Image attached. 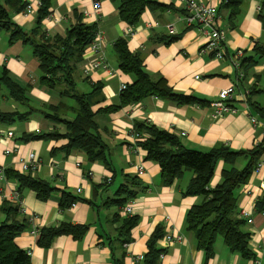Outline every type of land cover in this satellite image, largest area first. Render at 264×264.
<instances>
[{"label": "crops", "instance_id": "1", "mask_svg": "<svg viewBox=\"0 0 264 264\" xmlns=\"http://www.w3.org/2000/svg\"><path fill=\"white\" fill-rule=\"evenodd\" d=\"M153 1L167 8L146 9L132 34L129 33L131 27L121 20L117 5L109 0L98 1V11L93 9L94 0H49L50 19L42 23V31L51 38L65 36L68 28L79 21L97 25L102 39L100 50L115 75L109 76L101 70L85 75L83 67L93 57L86 53L74 72L79 92L90 93L92 84L101 86L98 98L102 101L93 107L95 113L118 104L122 84L130 85L134 81L133 76L119 69L114 52L119 39H126L129 50L142 57L144 68L153 80L163 79L174 93L194 96L206 103L205 106L179 105L147 97L109 115L98 113L95 117L97 132L107 146L108 167L103 162H90L81 150L67 153L64 148L67 139H30L52 132L66 133L64 124L54 123L39 112L45 105H58L61 97L56 90L40 84L39 62L33 47L17 38L11 40L9 32L0 31V75L6 71L15 83L28 88L29 99V103L23 105L12 98L6 87L0 86V114H25L29 108L34 110L27 119L0 120V208L12 204L13 194L18 189V183L8 180L4 170L30 174L54 189L46 201L40 200L33 190H22L21 206L25 214L20 213L16 219L25 222L26 228L15 239V244L29 254L31 264H142L138 258L147 253V243L159 227L164 235L158 245L167 248L160 264H255V261L264 264V214L255 211L256 201L264 192V168L236 191L237 217H241L243 210L252 215L253 223L245 224L244 229L251 234L249 246L253 258L232 252L219 237L213 258L206 261L185 224L189 209L202 202L200 197L183 194L194 173L185 171L172 185H164L160 166L146 160V152L136 145L133 135L136 123L151 124L177 136L184 147L204 153L218 146L249 152L264 143L261 128L253 126L249 118L251 112L257 119L264 120L254 110L255 106L264 109V18L260 11L264 0H244L232 21L229 11L221 9L222 0H199L217 8L218 26L226 31L228 53L243 52L246 65L241 81L230 60L218 61L210 52L201 54L204 38L197 28L188 27L181 19L183 4L177 0ZM35 19V16L26 17L23 12L13 15V21L27 34L35 28ZM232 85H236L233 104L239 113L212 120L208 104L217 99L221 90ZM64 101L75 106L72 99ZM66 115L70 120L74 118L71 111ZM8 132L13 133L12 138L7 137ZM7 150L11 152L7 154ZM30 153L40 162L34 173L24 172L21 167ZM248 161L249 158L240 157L236 168L242 169ZM261 161L264 162V154ZM224 167V161H219L211 188L221 183ZM139 168H143L142 175L138 173ZM131 179L139 183L134 187L137 195L121 206L116 200L124 197H120L121 188L131 189ZM64 193L77 198L74 207H62ZM127 206H132V217H136L138 223L130 232V243L124 247L119 229L129 217L124 212ZM5 218L4 214L0 215V219ZM63 223L85 225L88 230L79 240L59 236L48 248L41 247L39 238L31 234L35 228L41 230ZM167 234L182 235L184 239L167 247L163 241Z\"/></svg>", "mask_w": 264, "mask_h": 264}, {"label": "trees", "instance_id": "2", "mask_svg": "<svg viewBox=\"0 0 264 264\" xmlns=\"http://www.w3.org/2000/svg\"><path fill=\"white\" fill-rule=\"evenodd\" d=\"M109 1L117 5L121 20L131 28L137 26L146 9L155 11L167 8L153 0ZM243 2L244 0H222L221 9L229 11V20L232 21L239 14ZM40 3L41 6L35 19V28L30 34H27L13 21V15L22 13L29 2L26 0H0V31L9 32L11 40L17 38L24 44L33 47V54L39 62L40 84L47 89L56 90L61 97V102L58 105H45L39 112H42L45 118L54 123L64 124L66 133L52 132L44 136H32L30 139H67L68 143L64 147L67 153L72 150H81L87 155L90 162H103L108 167L107 146L97 132L95 117L98 113L109 115L125 106L139 103L147 97H157L179 105H206L203 100L197 97L174 93L163 79L153 80L144 68L142 57L129 50L126 39H119L114 45L119 69L123 73L133 76L134 81L121 91L118 104L95 113L93 107L102 101L98 98L101 86L92 84L90 93L79 92L74 72L75 66L82 59L86 48L96 37L97 25H88L79 21L68 28L65 36L47 37L41 28L43 21L50 15L51 5L49 0H40ZM260 11L264 18V1ZM211 56L214 57V53H211ZM242 61L243 58L240 60V68L236 70L239 81L243 80L245 72L246 60ZM248 65L253 64L249 63ZM241 74H243L242 78H240ZM0 86L6 87L12 98L21 104L29 103L28 88H22L15 83L6 71L0 75ZM65 99H72L75 106L71 107L65 103ZM255 107L254 110L261 119H264V109ZM69 111L74 114L72 120L67 118L66 114ZM33 113L34 110L29 108V112L25 114H0V120H12L13 118L23 120ZM133 134L141 137L137 139L136 145L146 152V160L160 166L164 185H172L185 171L194 173V178L183 194L184 196L200 197L202 202L189 209L185 224L187 231L194 235L198 249L204 252L206 261L213 258L215 243L219 237L224 239L226 246L232 252L239 253L245 258H253L249 246L251 234L244 229L247 222L240 216L237 217L236 191L240 186L247 184L254 174L264 154V143L258 144L249 152H235L225 146H218L214 150L204 153L184 147L177 136L151 124L136 123ZM240 157L249 158L248 163L242 169L236 168V162ZM221 160L225 163L221 173V183L215 188H211L210 183L214 177L216 166ZM4 175L8 180L18 183L17 191L20 197L23 189H30L37 193L40 200L46 201L54 190L49 184L36 180L30 174L23 175L4 170ZM87 176L89 177V173ZM130 183L131 189L121 188L120 197L122 195L124 197L116 200L121 206L126 201L133 200L137 195L134 187H137L139 183L135 179H131ZM76 201L77 198L64 193L62 207H72ZM255 211L264 214V192L256 201ZM20 213L25 214L20 205L14 203L0 208V215L6 216L5 219H0V264H31L29 254L19 249L15 244V239L26 228L25 222L16 219ZM137 223L138 219L132 216L124 220L119 229V238L123 240L122 246L125 247L130 243V232ZM87 230L88 227L85 225L69 223L43 228L38 236V244L43 248H48L59 236H72L79 240L84 237ZM163 235L161 227L155 230L147 243V253L140 261L142 264L161 263L162 257L167 254V248H161L158 245Z\"/></svg>", "mask_w": 264, "mask_h": 264}, {"label": "built area", "instance_id": "3", "mask_svg": "<svg viewBox=\"0 0 264 264\" xmlns=\"http://www.w3.org/2000/svg\"><path fill=\"white\" fill-rule=\"evenodd\" d=\"M179 3L183 4L184 6V15L182 16V20L185 22V24L188 27L197 28L201 35L204 38L205 44L201 48V54H204L206 52L214 53V57L218 61L222 60H230L232 62V65L236 70L240 68V60L243 56V52L241 50L235 52L232 56L229 55L228 49L225 45L226 42V31L221 29L218 26V10L217 8L210 6L202 1L199 0H177ZM41 6L40 0L37 2L30 1L26 9L23 11V14L26 17H31L37 15V12ZM93 9L95 11H98L100 9V3L96 2V4L93 5ZM50 16H48V19ZM169 29L172 31V27H169ZM134 31V28L130 29V34H132ZM101 35L99 33L96 34V37L94 41L86 48L85 53L92 54V58H89L87 63L83 67V72L85 75L89 76L93 72L96 71H104L109 76H114L115 71L112 70L106 60V57L103 52L100 50L101 45ZM243 77V74L240 75V78ZM197 79L199 77L197 76ZM127 87L126 84H122L121 91L125 90ZM236 97V85H232L226 89H223L219 92L217 99L213 100L209 104L210 108V115L212 120H220L224 118L227 115H235L239 113V110L235 107L233 104L234 98ZM247 105V110L249 111V105ZM250 114V121L255 127H259L262 130V134L264 136V120H259L255 116ZM134 137L137 139H140L138 135L133 134ZM185 135V133H183ZM8 138L13 137L12 132L7 133ZM11 150H7V154L10 153ZM40 166V162L37 159L36 155L34 153H30L29 156L25 159H23L22 162V170L24 172L34 173L38 170ZM264 168V162H259L254 174H259L261 170ZM140 175L143 174V168H139ZM108 181H111L109 179ZM78 193L81 192L79 189L77 191ZM12 203L20 205L21 209V197L16 191L13 194ZM75 204L72 206L74 207ZM23 210V209H22ZM24 212V211H23ZM125 214L132 216L133 214V208L132 206H127L124 208ZM241 217L246 220L247 224H252L253 219L252 215L249 211L243 210L241 212ZM31 234L35 236L40 235V230L37 228L33 229ZM184 238L182 235H172L167 234L163 241L165 243V246H170L176 241H182ZM139 261L142 260V258H138ZM255 264H260L259 261H255Z\"/></svg>", "mask_w": 264, "mask_h": 264}, {"label": "rangeland", "instance_id": "4", "mask_svg": "<svg viewBox=\"0 0 264 264\" xmlns=\"http://www.w3.org/2000/svg\"><path fill=\"white\" fill-rule=\"evenodd\" d=\"M2 32V31H1Z\"/></svg>", "mask_w": 264, "mask_h": 264}]
</instances>
